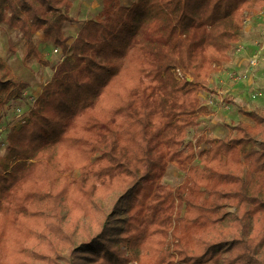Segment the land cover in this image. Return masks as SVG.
I'll return each instance as SVG.
<instances>
[{
    "label": "trees",
    "instance_id": "16d2710c",
    "mask_svg": "<svg viewBox=\"0 0 264 264\" xmlns=\"http://www.w3.org/2000/svg\"><path fill=\"white\" fill-rule=\"evenodd\" d=\"M71 8L0 0V25L26 41V58H39L37 32L62 54L5 137L0 264H264V110L183 149L208 78L264 0H102L69 42ZM12 88L22 98L27 85L0 58V96ZM202 143L177 191L154 187Z\"/></svg>",
    "mask_w": 264,
    "mask_h": 264
},
{
    "label": "rangeland",
    "instance_id": "374dc122",
    "mask_svg": "<svg viewBox=\"0 0 264 264\" xmlns=\"http://www.w3.org/2000/svg\"><path fill=\"white\" fill-rule=\"evenodd\" d=\"M95 1L98 8L96 7L94 10L92 8V11L88 14L89 19L96 18L98 15H96V12L102 7V0ZM120 1L122 6L129 7L136 0ZM262 15L264 16V12ZM71 16L76 22L65 26V35L70 38L69 42H71L74 37L80 23H78L77 19L74 17L75 14L72 10ZM262 29V25H258V27L255 28L253 39L251 38L250 40L258 39V41L254 43V48L249 53H246L243 48L240 47L241 43L237 44L229 52V60L216 67L215 71L220 70V74L223 73L222 76L219 74L220 77L216 79L218 82L214 81L212 83L211 76L208 78V92H202L200 94L201 105L206 108L205 114L199 115L196 128L188 130L183 149H186L188 143L195 144V139L201 134L209 135L208 137L211 138H223L229 132L228 127L238 122L253 125V121L245 116L244 113L259 114L264 110V66H259L253 73L250 72L247 80H238L239 77L245 74L248 60L251 56L256 54V51L261 49L264 55V32ZM32 46V48L39 53V58L33 55L26 58V41L18 32L8 28L5 24L0 25L1 60L9 71L12 72V76L15 80L25 83L27 88L29 87L36 92L38 89L44 87L43 84L45 82L47 83L48 79L50 80L52 78V70L55 69L62 60V54L59 49L52 45L49 38L44 36L41 32H37L33 36ZM54 49L58 51L54 52ZM238 50L241 52L238 58L241 59H237V63L233 62V65H228L230 61H233L234 53ZM240 62L241 66L239 68L237 65H239ZM233 79H235V82H233ZM209 81L211 83H209ZM27 88L23 92H25ZM15 91L16 90L12 88L9 91V95L5 92L0 96V158L6 153L5 137L7 133L11 129L20 127L28 119L30 107L35 101V98L32 96L34 100L29 98L31 104L28 103L30 102L28 99L16 98L17 94ZM233 93H238L240 98L237 99L235 96L236 94L234 95ZM214 109L221 110L217 113L216 111H212ZM207 148L208 146L202 143L194 148L193 158L191 160H186L183 163L173 162L168 164L164 174L155 182L154 187L169 186L177 191L185 181L188 167L197 165V158L200 157V153ZM77 174V172H74L73 176L76 177ZM114 200L119 199L112 197L108 201L102 202V204L107 209H110L112 207L110 202ZM120 207H124L123 202L120 203ZM175 208L178 209L181 214L184 211V205L177 204L176 200ZM121 211L122 210L117 212L116 216L113 217V219H116V221H113L114 224H117L118 220L125 217V214Z\"/></svg>",
    "mask_w": 264,
    "mask_h": 264
},
{
    "label": "crops",
    "instance_id": "0c3cea01",
    "mask_svg": "<svg viewBox=\"0 0 264 264\" xmlns=\"http://www.w3.org/2000/svg\"><path fill=\"white\" fill-rule=\"evenodd\" d=\"M95 0H72L71 3H72V8L71 10L74 12L75 14V18L77 19L78 23L79 22H82L84 20H87L89 19L88 17V14L90 11H92V8L93 10L96 9L97 5L95 4ZM95 7V8H94ZM98 8V7H97ZM101 7L98 9V12H96V15L99 13ZM264 12V9L262 11H260L258 14H254L252 15L250 18H248L244 24V27L242 29V31L239 33L238 35V39H237V42L235 45L237 44H240L241 43V46L243 48V50L246 52V53H249L253 48H254V43H256L258 41V39H254V40H250L251 38L253 39V36H254V30L255 28L258 27V25H262L263 26V32H264V16L262 15ZM70 15H71V12H70ZM258 16H262V17H258ZM78 30V29H77ZM234 45V46H235ZM264 49V48H263ZM240 50L236 51L233 55V61L229 62L228 65L230 64H234L233 62H236L237 63V59H241V58H238L239 54H241V52H239ZM239 68L241 66V62L239 63V65H237ZM11 72V71H10ZM54 72V69L52 70V73ZM220 70L219 71H215L212 75H211V80H212V83L214 81L218 82L216 79L219 76L220 74ZM12 74V72H11ZM221 76L223 75L220 74ZM52 77V76H51ZM51 80V79H50ZM49 79L47 80V82L50 81ZM18 81V80H16ZM19 82V81H18ZM46 83V82H45ZM45 83L43 84V86L45 85ZM209 83H211L209 81ZM210 85V84H209ZM42 86V87H43ZM42 89H38V91H34L33 89L31 88H27V90L25 92L22 93V98L20 99H24V100H29V98L33 99L32 97H34L35 99L38 97V95L41 93ZM33 93V95H32ZM237 99L240 98V95L238 93H233ZM238 94V95H237ZM32 96V97H31ZM17 98V97H16ZM17 100V99H16ZM34 100V99H33ZM30 101V100H29ZM31 104V101L28 102ZM29 106V105H28ZM221 109H218V110H212L213 112H217L219 113ZM222 112V111H221Z\"/></svg>",
    "mask_w": 264,
    "mask_h": 264
},
{
    "label": "built area",
    "instance_id": "2783aa9c",
    "mask_svg": "<svg viewBox=\"0 0 264 264\" xmlns=\"http://www.w3.org/2000/svg\"><path fill=\"white\" fill-rule=\"evenodd\" d=\"M57 49H54V52H57ZM259 66H264V55L261 52V49L256 51V54L251 56V58L248 60L247 69L245 71V74L242 77H239L238 80L245 81L249 77L250 72H254ZM237 81V80H236ZM233 82H235V79H233Z\"/></svg>",
    "mask_w": 264,
    "mask_h": 264
}]
</instances>
